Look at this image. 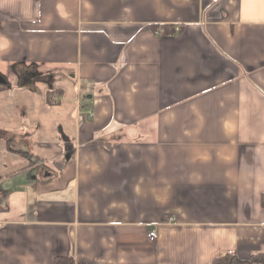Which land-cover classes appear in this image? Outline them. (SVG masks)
I'll return each mask as SVG.
<instances>
[{
    "label": "crops",
    "instance_id": "1",
    "mask_svg": "<svg viewBox=\"0 0 264 264\" xmlns=\"http://www.w3.org/2000/svg\"><path fill=\"white\" fill-rule=\"evenodd\" d=\"M0 75V264H264V0H0Z\"/></svg>",
    "mask_w": 264,
    "mask_h": 264
},
{
    "label": "trees",
    "instance_id": "2",
    "mask_svg": "<svg viewBox=\"0 0 264 264\" xmlns=\"http://www.w3.org/2000/svg\"><path fill=\"white\" fill-rule=\"evenodd\" d=\"M10 71H8V72H10ZM4 78L6 79L7 76L5 75ZM6 82L9 85L11 84V81L9 79H6ZM16 82H17V80H16ZM247 261L248 262H250V261H258V259L257 258H252V259L247 260ZM244 262H246V261H237V262L234 263L233 259H232V256L229 255V254H225V255H223V256H221L219 258V260L216 262V264H242ZM56 264H72V261H71L70 258H57L56 259Z\"/></svg>",
    "mask_w": 264,
    "mask_h": 264
},
{
    "label": "rangeland",
    "instance_id": "3",
    "mask_svg": "<svg viewBox=\"0 0 264 264\" xmlns=\"http://www.w3.org/2000/svg\"><path fill=\"white\" fill-rule=\"evenodd\" d=\"M9 75H10V72L8 73ZM7 76V75H6ZM8 77V76H7ZM29 129V128H28ZM33 135V134H32ZM3 136H6V135H4L3 134ZM26 136H28V134L26 135ZM0 145H5V143H4V141H2V140H0ZM6 157H8L9 159H13V162H15V163H20L21 165L20 166H26V165H28L29 164V161L27 160L28 159V157H26V156H24V155H21V154H12V153H8V154H6ZM4 161V159L2 158L1 160H0V163L1 162H3ZM4 163H5V161H4ZM6 164V163H5ZM1 170H3L4 171V167L2 168V167H0V171ZM2 171V172H3Z\"/></svg>",
    "mask_w": 264,
    "mask_h": 264
},
{
    "label": "built area",
    "instance_id": "4",
    "mask_svg": "<svg viewBox=\"0 0 264 264\" xmlns=\"http://www.w3.org/2000/svg\"><path fill=\"white\" fill-rule=\"evenodd\" d=\"M157 239V231L156 229L152 228L149 229L147 232V240L153 242Z\"/></svg>",
    "mask_w": 264,
    "mask_h": 264
},
{
    "label": "water",
    "instance_id": "5",
    "mask_svg": "<svg viewBox=\"0 0 264 264\" xmlns=\"http://www.w3.org/2000/svg\"><path fill=\"white\" fill-rule=\"evenodd\" d=\"M6 80L0 75V85H6Z\"/></svg>",
    "mask_w": 264,
    "mask_h": 264
}]
</instances>
